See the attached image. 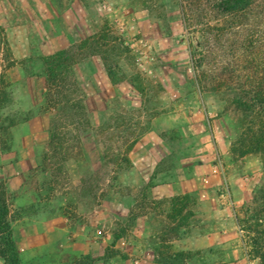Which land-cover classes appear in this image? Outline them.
I'll use <instances>...</instances> for the list:
<instances>
[{
	"label": "rangeland",
	"instance_id": "374dc122",
	"mask_svg": "<svg viewBox=\"0 0 264 264\" xmlns=\"http://www.w3.org/2000/svg\"><path fill=\"white\" fill-rule=\"evenodd\" d=\"M81 3L89 15L70 16L67 0L0 2V149L17 122L35 115L49 122L48 197L59 195L72 217H85L106 240L100 256L74 264H148V257L136 262L139 238L155 264H162L160 254L172 264H213V249L195 248L196 229L210 212L235 224L227 228L244 252L237 264H262L240 224L263 183L264 155L246 140L251 118L232 103L234 89L202 90L196 76H245L249 38L263 37L264 29L229 14L222 0ZM16 24L27 26L29 38L26 45L18 42L26 54L21 59H14L3 33ZM86 40L92 43L80 49ZM72 49L71 82L60 86L74 100L64 109L48 104L46 62ZM18 83L44 93L36 112L19 107L26 102ZM150 164L157 176L181 169V194L149 196L155 187L145 180ZM3 200L8 208L0 182V206ZM6 247L0 230V251Z\"/></svg>",
	"mask_w": 264,
	"mask_h": 264
},
{
	"label": "crops",
	"instance_id": "0c3cea01",
	"mask_svg": "<svg viewBox=\"0 0 264 264\" xmlns=\"http://www.w3.org/2000/svg\"><path fill=\"white\" fill-rule=\"evenodd\" d=\"M8 1L23 0H0L2 4ZM67 1L70 2V16L89 15L88 9L81 3L87 0ZM6 7L8 9L7 5ZM22 24L6 26L3 30L14 59L26 57L18 46L19 41L24 45L29 41L28 36L23 35L27 31V26ZM18 84L21 87L20 99L26 102L19 107H22L23 111L36 112L42 105L44 93L37 89L26 88L23 83ZM18 91L19 89L15 92L16 95ZM9 129L11 136L6 144L7 147L0 149V182L4 184L7 194L11 237L20 264H74L82 257L100 256L102 245L106 243L102 230L88 225L83 221L85 217L82 218L80 215L77 219L72 217L59 195L48 197V190L44 185L48 178V172L44 170V154L49 143V122L35 115L17 122ZM155 168L156 165L150 164L146 174V182L155 183V187L150 188L148 195L155 198L158 193L163 198H170L181 194L182 191L178 186L180 182L176 178L181 175L182 170L172 169L157 176ZM186 171L188 177L194 175L191 168ZM186 171L184 170V173ZM203 205L208 210L212 209L209 202H204ZM147 218H150V215L139 217L138 224L141 219ZM231 225L236 229L235 224H231L215 212H210L196 229L198 232L195 248L213 249L211 254L213 264H237L243 257L244 252L239 245L237 234L232 236L227 228ZM140 240V238L137 240L140 243L133 246L136 262H144L148 257L150 259L148 264H155L154 257L149 254L152 253L151 249L142 245ZM220 258H223L222 261ZM0 264H6L1 254Z\"/></svg>",
	"mask_w": 264,
	"mask_h": 264
},
{
	"label": "trees",
	"instance_id": "16d2710c",
	"mask_svg": "<svg viewBox=\"0 0 264 264\" xmlns=\"http://www.w3.org/2000/svg\"><path fill=\"white\" fill-rule=\"evenodd\" d=\"M222 6L235 18L245 16L250 20L252 27L259 26L260 29H264V0H222ZM104 37V35L100 36V39ZM249 39L247 49L250 56L244 62V66L241 67V70L247 73L245 76L234 78V75L230 76L229 69L224 70V72L229 73L227 77L210 75L204 71L196 76V82L202 90H219L220 87L234 89L232 103L248 112L251 118L250 127L245 133L246 140L255 150L262 152L264 155V30L263 37L251 36ZM91 43L92 41H84L80 45V49H85ZM75 53V49L63 51L47 60L48 104L55 102L64 109H68L73 104V97L62 89L66 85L60 86V84L68 83L72 78L70 69L72 72V67L76 63ZM203 62L205 61L198 64L199 68L203 66ZM234 70H238V68ZM72 82L76 86V82ZM81 107L82 109L85 108L83 104H81ZM3 202L4 204L0 206V230L6 233L7 247L6 250L0 251V254L6 259L7 264H20L11 237L12 230L7 221L8 208L4 200ZM247 214L248 219L243 220L246 223L242 226L240 224L241 230L248 234L252 255L264 264V178L261 187L253 197ZM185 255V253L177 254L180 257ZM158 261L162 264H172L173 262L172 257L163 254H160Z\"/></svg>",
	"mask_w": 264,
	"mask_h": 264
}]
</instances>
